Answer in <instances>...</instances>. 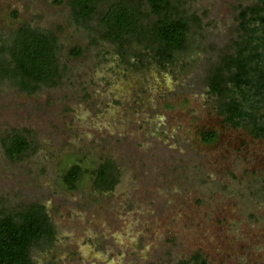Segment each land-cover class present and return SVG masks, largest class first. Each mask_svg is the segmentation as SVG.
<instances>
[{
    "label": "rangeland",
    "instance_id": "rangeland-1",
    "mask_svg": "<svg viewBox=\"0 0 264 264\" xmlns=\"http://www.w3.org/2000/svg\"><path fill=\"white\" fill-rule=\"evenodd\" d=\"M107 1L84 21L71 0H0L2 66L21 28L60 49L55 83L25 91L0 77V209L45 207L55 237L32 248L35 264H264V137L224 123L205 85L237 50L240 11L260 0H173L198 22L164 67L103 38ZM14 131L31 143L20 160L1 143ZM104 162L117 178L108 192L93 185ZM73 164L82 175L69 189L61 177Z\"/></svg>",
    "mask_w": 264,
    "mask_h": 264
},
{
    "label": "trees",
    "instance_id": "trees-1",
    "mask_svg": "<svg viewBox=\"0 0 264 264\" xmlns=\"http://www.w3.org/2000/svg\"><path fill=\"white\" fill-rule=\"evenodd\" d=\"M100 0H71L73 12L86 21L96 12ZM173 0H109L99 19L103 38L120 47L124 58L142 61L146 53L161 66L175 61L186 48L187 38L198 19L180 8ZM242 38L233 54H226L206 73L205 85L216 99L217 114L232 128L247 129L255 138L264 137V0L239 13ZM140 48V53L131 51ZM9 64H0V77H11L25 91L36 90L41 84L55 83L59 77L60 49L54 36L36 29L21 28L7 49ZM82 49L69 51L78 58ZM204 143H213L216 131L200 133ZM10 160H20L31 143L21 132L14 131L1 140ZM112 164L104 162L93 171L97 191L108 192L117 183ZM82 175L80 164L71 165L61 177L63 184L74 189ZM54 228L41 204L0 209V264H35L32 248L52 241ZM194 264H206L193 258ZM188 264V263H181Z\"/></svg>",
    "mask_w": 264,
    "mask_h": 264
}]
</instances>
